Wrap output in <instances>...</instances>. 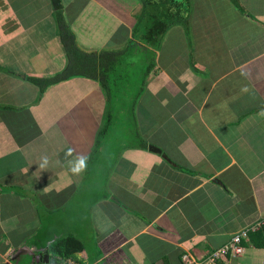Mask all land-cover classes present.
<instances>
[{"label":"crops","instance_id":"0c3cea01","mask_svg":"<svg viewBox=\"0 0 264 264\" xmlns=\"http://www.w3.org/2000/svg\"><path fill=\"white\" fill-rule=\"evenodd\" d=\"M190 2L156 49L147 37L157 8L144 0H61L98 79L74 76L41 94L30 77L84 60L60 36L52 0H0V264L28 254L49 264L51 244L70 235L84 243L70 256L78 264H183L185 252L206 261L264 219V0ZM116 60L144 87L110 132L136 128L147 148L104 141L98 80ZM68 148L89 158L82 176L63 164ZM251 241L211 264H264Z\"/></svg>","mask_w":264,"mask_h":264},{"label":"trees","instance_id":"16d2710c","mask_svg":"<svg viewBox=\"0 0 264 264\" xmlns=\"http://www.w3.org/2000/svg\"><path fill=\"white\" fill-rule=\"evenodd\" d=\"M144 1L146 2V5L148 3L151 5V7L157 8L153 10V12L156 13V18L151 21V27L149 30L151 34L147 37V43H152L154 46H156L157 49L159 44L163 40L164 35L172 26L178 23H185L188 20L190 14L189 8H190L191 0H181V2L176 0H144ZM52 3H53V10L55 17L59 22V30L61 34L60 36L65 41V43H68L66 45L67 46L69 45L68 47H70V53H75L76 51V53L80 55L81 58H83L84 64H82L83 69L81 67L73 66V64H69L68 69H65L63 73L58 74L52 78L30 77L29 81L35 84L39 88L41 94L44 93L49 87L64 82L68 79H71L74 76H79V77L83 76L85 78L94 79V80L98 79L97 78L98 73L95 71L93 67L96 60L95 59L96 55L84 53L81 50H78L76 46L75 36L66 23L61 0H52ZM163 7H165V13L162 11ZM155 58H156V54L153 52L151 54L150 62L155 61ZM101 72L102 75H107V82L105 81L104 78H101V80L98 81H100L102 85V89L106 93L108 98V102H107L108 115L106 116L103 122L102 135L104 137L107 135L104 140L105 142L114 143L115 139L112 138L113 136L110 132V129L112 126H114L117 120L118 113L115 110L117 106L120 109V111L126 110L127 109L125 104L126 99L132 102L130 107L136 106L142 94L144 81L142 80L140 84L137 70L128 67L122 60L120 61L116 60V62L113 63L112 65H106L103 63ZM128 89L131 92V95L126 96ZM129 121L131 120L129 119ZM130 133L136 134L135 138H137V135L140 136V133L136 128ZM141 142L143 144L142 146H141ZM133 146L143 149L148 147V143L143 140L139 141L138 139L135 140L133 139ZM255 225H257V227L255 229H252ZM245 228L248 229V236H246L248 238L243 239L242 241L243 247L245 248V243L250 238H253V241L251 242H253L252 244H255V246L264 247V219L259 218L257 221L251 223L249 226L247 225ZM219 248L215 249L214 251L218 250ZM83 249H84V243L80 241L78 237L70 235L60 238L54 243H52L49 251L52 252L50 254L51 258L55 259V257L58 255L62 257H70V256L77 257L78 252L82 251ZM214 251H212L210 254H212ZM227 255H232V254H227Z\"/></svg>","mask_w":264,"mask_h":264},{"label":"built area","instance_id":"2783aa9c","mask_svg":"<svg viewBox=\"0 0 264 264\" xmlns=\"http://www.w3.org/2000/svg\"><path fill=\"white\" fill-rule=\"evenodd\" d=\"M256 227L257 225H255L252 229H255ZM246 236H248V229L244 227L235 234H233L230 240L226 244H224L221 248L210 254L206 261H198L190 253L185 252L182 254V258H181L182 263L183 264L213 263L216 262L223 255H227V254H232L235 256L242 255L245 251V248L242 245V241L243 239L248 238ZM49 264H78V263L75 262L72 257H62L58 255L55 257V259L50 258Z\"/></svg>","mask_w":264,"mask_h":264},{"label":"rangeland","instance_id":"374dc122","mask_svg":"<svg viewBox=\"0 0 264 264\" xmlns=\"http://www.w3.org/2000/svg\"><path fill=\"white\" fill-rule=\"evenodd\" d=\"M126 101V100H125ZM117 103V102H116ZM131 101H126V108L127 109H129L130 108V106H131ZM107 108V107H106ZM127 109L125 110V113H126V111H127ZM115 111H117V113H120L121 111H120V109L118 108V106H117V108H116V110ZM126 117V116H125ZM125 117H123V116H121V117H119V123H120V125H122L124 128H127V129H129V128H132L131 126H130V123H129V120H128V118H125ZM114 128H113V132H114ZM133 130H135V128L133 129ZM132 130V131H133ZM114 139H115V141H114V143L115 144H119V145H125V146H129V147H131V146H133V139H134V136H133V133L131 134V133H127V132H121V133H119V134H116L114 137H113ZM135 140V139H134ZM89 202V200H87L86 201V203H88ZM83 202L81 203V205L79 206V207H77V208H83ZM77 211V210H76ZM80 211H82V210H80ZM66 221H68L69 223L71 222V221H69L68 220V218L66 219ZM86 226H87V228H88V231L91 233V227H90V224L89 225H87L86 224ZM93 241H87V246H86V248L89 250V246H92L93 245ZM95 248V247H94ZM181 258H182V256H181ZM17 259V260H16ZM75 262H77L75 259H73ZM182 260V259H181ZM92 260H89V262H91ZM14 264H36L35 262H34V259H33V255H31V254H28L26 257H24V255H17L16 256V258L14 259V262H13ZM84 264V263H83ZM96 264H108V263H106V262H101V263H96Z\"/></svg>","mask_w":264,"mask_h":264},{"label":"clouds","instance_id":"9594fccd","mask_svg":"<svg viewBox=\"0 0 264 264\" xmlns=\"http://www.w3.org/2000/svg\"><path fill=\"white\" fill-rule=\"evenodd\" d=\"M247 91V89H244ZM259 116L264 117V109L259 113ZM88 160L89 158L85 155H74L73 150L68 148L65 152L63 164H65L69 172L74 176H82L88 169ZM56 164H60V161H56ZM53 162L47 154L41 155L38 162V169L40 171H47Z\"/></svg>","mask_w":264,"mask_h":264},{"label":"water","instance_id":"95a60500","mask_svg":"<svg viewBox=\"0 0 264 264\" xmlns=\"http://www.w3.org/2000/svg\"><path fill=\"white\" fill-rule=\"evenodd\" d=\"M159 153L161 152V151H158ZM46 256H48V255H46ZM49 258V257H48ZM48 258H47V260H48ZM11 264V263H10Z\"/></svg>","mask_w":264,"mask_h":264}]
</instances>
